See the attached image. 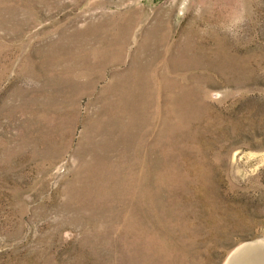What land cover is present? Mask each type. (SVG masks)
Wrapping results in <instances>:
<instances>
[{
	"label": "rangeland",
	"instance_id": "1",
	"mask_svg": "<svg viewBox=\"0 0 264 264\" xmlns=\"http://www.w3.org/2000/svg\"><path fill=\"white\" fill-rule=\"evenodd\" d=\"M260 239L264 0H0V264Z\"/></svg>",
	"mask_w": 264,
	"mask_h": 264
},
{
	"label": "bare ground",
	"instance_id": "2",
	"mask_svg": "<svg viewBox=\"0 0 264 264\" xmlns=\"http://www.w3.org/2000/svg\"><path fill=\"white\" fill-rule=\"evenodd\" d=\"M263 251H264V239H260L258 241L251 242V243L247 242L239 246L236 250H234L225 264H231L237 258L239 259V257H242V256H245L247 258L249 256L255 259L256 256L255 257L253 256Z\"/></svg>",
	"mask_w": 264,
	"mask_h": 264
}]
</instances>
